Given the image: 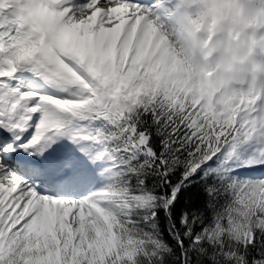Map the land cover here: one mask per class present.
<instances>
[{
	"label": "snow or ice",
	"instance_id": "1",
	"mask_svg": "<svg viewBox=\"0 0 264 264\" xmlns=\"http://www.w3.org/2000/svg\"><path fill=\"white\" fill-rule=\"evenodd\" d=\"M3 4L0 264H165L173 250L158 234L155 210L171 218L169 210L185 181L221 149L226 162L255 129L239 120L225 129L215 123L200 126L202 121L194 123L197 108L179 112L159 98L147 102L142 94L130 95L144 71L140 57L148 21L140 18L142 3ZM18 69L33 72L64 95L22 90L19 82L12 83ZM101 69L126 78L127 86L116 91L115 84L104 85ZM148 113L164 136L160 156L136 124L139 114ZM29 128L32 134L22 139ZM255 163H264V156L244 166ZM177 166L184 170L170 184L168 174ZM149 174L158 175L159 187L167 184L169 191L149 188ZM209 177L214 181L205 187L211 218L205 222L198 212H182L178 225L169 229L182 253L181 229L189 250L209 255L214 264H264V245L255 255L249 252L253 238L264 235V177L238 180L208 167L201 179ZM86 189H91L86 195H74ZM222 193L229 199L216 208Z\"/></svg>",
	"mask_w": 264,
	"mask_h": 264
},
{
	"label": "clouds",
	"instance_id": "2",
	"mask_svg": "<svg viewBox=\"0 0 264 264\" xmlns=\"http://www.w3.org/2000/svg\"><path fill=\"white\" fill-rule=\"evenodd\" d=\"M142 8L144 71L130 95L179 112L197 108L200 126L239 120L264 130V0H152ZM98 71L104 85L127 86L111 69Z\"/></svg>",
	"mask_w": 264,
	"mask_h": 264
},
{
	"label": "trees",
	"instance_id": "3",
	"mask_svg": "<svg viewBox=\"0 0 264 264\" xmlns=\"http://www.w3.org/2000/svg\"><path fill=\"white\" fill-rule=\"evenodd\" d=\"M136 124L138 130L146 131L149 134L147 143L156 156H160L161 148L163 147L161 141L164 139V136L157 133L156 129L158 125L153 122L152 114H139L138 117H136ZM181 128L183 129V126H181ZM183 134L184 132L181 131L180 135ZM181 151L183 153L184 150L182 149ZM220 152L214 155L207 162V164L202 165L197 174L189 177L188 181H185L186 187H181L180 192L177 194L176 201L169 210L171 213V218L164 214L163 209L157 208L155 210V218L156 222L158 223V234L173 250V255H167L165 257V264H214V262L209 258V255H201L194 249L189 250V241L183 237L181 229L180 239L183 241L184 251L186 252V255H184L181 251V245L177 244L176 240L170 234L169 229L172 227L173 223L178 225V216L182 212H188L190 215L198 212L202 215V218L205 220V222L211 218L212 209L208 206L209 197L205 191V187L206 184H211L214 181L211 177H209L207 180L201 179V176L203 174V170L208 167L218 168L222 173L227 175L228 171H225L222 166L223 162L219 156ZM131 155L138 156L140 159H143V156H140L138 152H133ZM157 163H159V161H157ZM183 170L184 169L182 166L175 167L173 171L168 174L169 183L175 184L180 179V174ZM145 183L149 188H153L156 192L163 190V192L166 194L169 191L167 184L164 185L163 189L159 187L158 175H147ZM226 201V195L222 193L217 197L215 207H222ZM202 226V224L198 225L194 230H198V228ZM257 240L260 242V244H257ZM262 245H264V235H261L259 239L258 237H255L253 244L249 245V252L252 255H255L256 247Z\"/></svg>",
	"mask_w": 264,
	"mask_h": 264
},
{
	"label": "rangeland",
	"instance_id": "4",
	"mask_svg": "<svg viewBox=\"0 0 264 264\" xmlns=\"http://www.w3.org/2000/svg\"><path fill=\"white\" fill-rule=\"evenodd\" d=\"M120 14H123V13H120ZM114 15H116V14H114ZM256 107H257V113L256 114H259L261 112V108L259 107V105ZM262 148H264V130H261L259 127H257L252 132V134L249 136V139H248L246 146L239 147L235 153H237V154L239 153L240 156H242V157H249V159H252V158L259 159L261 156H264V153L261 152ZM223 154H225V149H223ZM225 165H226L225 167H228L230 165L233 168L234 166H239V161L238 162H230L229 161V162H226ZM254 165L258 166V167L259 166L263 167L264 163H255ZM228 176L235 177L238 180H248V181H255V180L260 179V178H252V177L249 178V177L243 176L240 174V172L238 173V171H235V170L232 171ZM225 195H226V199L228 201L229 197L227 196V194H225ZM137 219H139V218H137ZM141 223H143V222L141 221ZM260 236H258V239ZM254 238H253V241H254Z\"/></svg>",
	"mask_w": 264,
	"mask_h": 264
},
{
	"label": "bare ground",
	"instance_id": "5",
	"mask_svg": "<svg viewBox=\"0 0 264 264\" xmlns=\"http://www.w3.org/2000/svg\"><path fill=\"white\" fill-rule=\"evenodd\" d=\"M28 73L33 74V72L29 71L27 73H24L23 71H21V69H19V72L18 73H14V77L16 78L15 81L14 79L12 80V83L13 84H17V81L20 83V85H25L24 82L27 81L28 79ZM36 76V75H34ZM39 77V76H37ZM45 84L47 85L46 89L43 91V93L41 94H50V95H53V96H61V95H64V93L62 91H60L57 87L53 86L52 84H50L49 82H46L44 80ZM67 142V141H66ZM54 147V145H53ZM246 175H249L250 177L251 176H263L264 177V167L262 169L260 168H255V169H249L248 171L245 172ZM75 196H80V195H76L74 194Z\"/></svg>",
	"mask_w": 264,
	"mask_h": 264
}]
</instances>
